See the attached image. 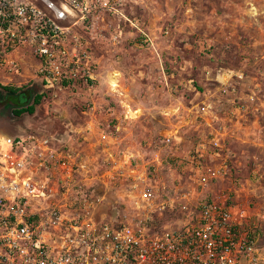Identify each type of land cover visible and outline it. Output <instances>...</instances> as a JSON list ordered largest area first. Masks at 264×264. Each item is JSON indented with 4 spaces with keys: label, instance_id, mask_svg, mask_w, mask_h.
Wrapping results in <instances>:
<instances>
[{
    "label": "rangeland",
    "instance_id": "374dc122",
    "mask_svg": "<svg viewBox=\"0 0 264 264\" xmlns=\"http://www.w3.org/2000/svg\"><path fill=\"white\" fill-rule=\"evenodd\" d=\"M253 4L261 9L264 0ZM117 6L84 32L98 81L50 91L35 113L21 116L0 87V132L47 136L72 149L79 166L71 191L88 193L89 217L179 228L207 197L229 195L264 221V14L248 15L246 0ZM15 57L20 73L0 70V84L24 90L39 84L30 53ZM112 71L122 74L115 92L104 83ZM214 137L223 145L218 162L228 168L215 185L202 187L183 160ZM49 183L48 191L56 188Z\"/></svg>",
    "mask_w": 264,
    "mask_h": 264
},
{
    "label": "built area",
    "instance_id": "2783aa9c",
    "mask_svg": "<svg viewBox=\"0 0 264 264\" xmlns=\"http://www.w3.org/2000/svg\"><path fill=\"white\" fill-rule=\"evenodd\" d=\"M118 2L0 0V70L19 74L15 56L28 51L41 92L95 84L98 63L84 32L101 13L116 12ZM0 135L11 140L0 168L3 183L12 185L0 188V264H264L263 216L229 195L207 197L179 228L98 220L87 216L88 193L71 191L79 166L72 149L47 136ZM221 158L220 140L203 139L185 156L184 168L209 187L227 171ZM50 180L56 188L48 191ZM21 187L30 195L10 199Z\"/></svg>",
    "mask_w": 264,
    "mask_h": 264
},
{
    "label": "clouds",
    "instance_id": "9594fccd",
    "mask_svg": "<svg viewBox=\"0 0 264 264\" xmlns=\"http://www.w3.org/2000/svg\"><path fill=\"white\" fill-rule=\"evenodd\" d=\"M86 2H87V0H86ZM102 2L105 5L108 4V0H102ZM132 2L133 3H140L141 0H132ZM246 2L250 6L248 13H247L248 15H250L252 17H256L257 15L264 14V7H262L261 9H257L255 7V5L253 4V0H246ZM230 75L231 74H228V76H230ZM121 79H122L121 72L112 71L105 78L104 83L109 85L110 91L115 92L119 89L118 81ZM217 79H220L222 83L226 82V78L217 77ZM125 107H127V105H125ZM137 111H139V108H137ZM129 116H130V118L134 119L136 117V113H133V112H131V110H129ZM10 146H11V140L6 139L3 135H0V163H4L3 157L7 155V150ZM25 155H27V153ZM5 171H6L5 169L0 168V188L11 189L12 185L3 183ZM13 183H17V181H13ZM42 186L43 185L41 184V187ZM20 193H23L24 195H30V193H28L23 187H21L18 189H13L10 193L9 198L15 199V197ZM38 195L43 196V192H39ZM22 251H26V250H22ZM0 254H2V253H0Z\"/></svg>",
    "mask_w": 264,
    "mask_h": 264
},
{
    "label": "trees",
    "instance_id": "16d2710c",
    "mask_svg": "<svg viewBox=\"0 0 264 264\" xmlns=\"http://www.w3.org/2000/svg\"><path fill=\"white\" fill-rule=\"evenodd\" d=\"M0 87L8 94V100L11 101V98H13L15 104L19 106L13 109V113L17 116H21L24 113H35L36 106L46 97V93L41 92L42 86L37 83L27 87L25 90L22 87L1 84ZM28 100H31V102Z\"/></svg>",
    "mask_w": 264,
    "mask_h": 264
},
{
    "label": "flooded vegetation",
    "instance_id": "af4514ba",
    "mask_svg": "<svg viewBox=\"0 0 264 264\" xmlns=\"http://www.w3.org/2000/svg\"><path fill=\"white\" fill-rule=\"evenodd\" d=\"M8 98V97H7ZM11 101L14 102L13 98H11Z\"/></svg>",
    "mask_w": 264,
    "mask_h": 264
}]
</instances>
